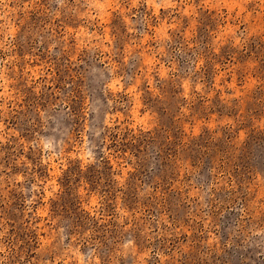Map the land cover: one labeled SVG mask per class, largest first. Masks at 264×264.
<instances>
[{"label":"rangeland","instance_id":"1","mask_svg":"<svg viewBox=\"0 0 264 264\" xmlns=\"http://www.w3.org/2000/svg\"><path fill=\"white\" fill-rule=\"evenodd\" d=\"M0 264H264V0H0Z\"/></svg>","mask_w":264,"mask_h":264}]
</instances>
